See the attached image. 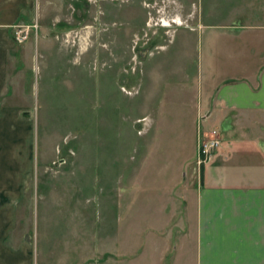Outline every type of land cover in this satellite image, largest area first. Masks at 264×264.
Returning a JSON list of instances; mask_svg holds the SVG:
<instances>
[{"label": "rangeland", "instance_id": "374dc122", "mask_svg": "<svg viewBox=\"0 0 264 264\" xmlns=\"http://www.w3.org/2000/svg\"><path fill=\"white\" fill-rule=\"evenodd\" d=\"M258 2L41 0L36 20L17 23L37 27L15 42L0 97V129H14L0 136V193L14 181L8 245L46 264L102 255L105 243L113 250L144 176L149 191L138 195L157 219L160 195L190 155L210 84L204 69L220 67L236 22L264 19ZM211 128L199 119L195 153ZM195 153L186 166L197 187L211 161L198 168Z\"/></svg>", "mask_w": 264, "mask_h": 264}, {"label": "crops", "instance_id": "0c3cea01", "mask_svg": "<svg viewBox=\"0 0 264 264\" xmlns=\"http://www.w3.org/2000/svg\"><path fill=\"white\" fill-rule=\"evenodd\" d=\"M40 1L0 0V97L16 67L18 46L11 28L36 20ZM257 6L264 17V0ZM252 23L236 22L231 35L225 34L233 45L221 52L220 67L204 69V83L210 84L192 119L190 155L174 183L167 184L171 191L160 195L157 219L138 195L149 191L142 186L149 184L144 176L125 207L134 215L131 226L120 231L114 249L105 243L102 255L63 256L57 264H264V19ZM199 119L201 127L205 122L219 131L223 142L196 187L186 162L194 157ZM11 130L0 129V136L13 135ZM13 183L0 193V264H46L45 257L33 258L28 249L6 242L14 214Z\"/></svg>", "mask_w": 264, "mask_h": 264}, {"label": "built area", "instance_id": "2783aa9c", "mask_svg": "<svg viewBox=\"0 0 264 264\" xmlns=\"http://www.w3.org/2000/svg\"><path fill=\"white\" fill-rule=\"evenodd\" d=\"M36 24H14L12 26V36L15 42L23 43L30 36L31 28H36ZM209 133V134H208ZM220 146V139L216 130H209L205 136L197 143L195 153V164L198 168L211 161L216 149Z\"/></svg>", "mask_w": 264, "mask_h": 264}]
</instances>
